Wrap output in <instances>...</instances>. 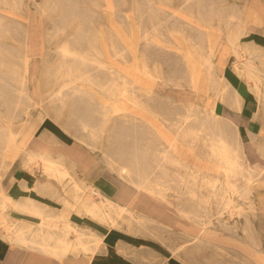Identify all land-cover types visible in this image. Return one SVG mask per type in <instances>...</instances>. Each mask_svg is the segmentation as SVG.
I'll use <instances>...</instances> for the list:
<instances>
[{
  "label": "rangeland",
  "instance_id": "1",
  "mask_svg": "<svg viewBox=\"0 0 264 264\" xmlns=\"http://www.w3.org/2000/svg\"><path fill=\"white\" fill-rule=\"evenodd\" d=\"M200 3H203L200 10L202 15L213 12L228 16L235 11V7L239 8L243 14V28L248 33L246 36L256 29H264V0H0V163L2 160L9 162L13 154L1 151L6 124H11L10 130L17 132V141H21L25 135L28 137L32 131L25 149L40 146L41 135L50 131L42 129L52 128L63 137L64 142L49 140L46 143L51 148L48 152L53 156L63 154L66 160L71 161L73 171L77 173L75 178L84 179L94 186H109L114 194L112 199L118 204L125 207L132 202L134 211L155 218V222L144 225L123 222L120 230L157 241L188 264H262L264 132L253 141L241 145L242 163L250 170L251 179L247 183L246 174L237 172L232 183L238 188L250 184L251 193L244 198L239 188L233 194H228L234 206L228 211L221 191L217 192L223 186L211 189L189 177L191 174L198 175L197 180H200L208 174H215L222 180L221 172L211 170L216 163L208 155L209 148L204 142L209 138L206 134L196 141L190 138L178 141V151L174 154L187 168L175 171L172 167H166L158 173L155 181L165 190L163 197L144 192L137 194L130 184L103 162L101 149L106 146L107 136L113 128L112 122L103 124L98 149L92 151L85 144L89 142L87 135L70 113L71 102L61 108L60 103L49 96L67 79L60 75L61 67L71 63L61 58L60 49L63 46L94 59L98 57V48L105 49V59L110 63V36L115 35L113 41L119 49H125L126 56L123 61L113 60L114 64L121 68L132 67L141 83L138 88L143 93L142 100L150 96L151 107L163 108L159 118L174 117L177 110L184 114L183 109L188 107L198 114L191 117L192 120L202 117L209 110V105L220 99L209 88L204 74L198 88L194 89L188 78L175 85L177 79L185 74L186 61L182 60V55L185 53L190 59L189 67L204 69L209 44L201 41V38L208 33L214 55L212 62L224 69L225 63L233 57L228 34L234 30H225L222 24L218 30L216 19L212 22L211 30H205L204 23L197 16ZM152 25L158 26V30H153ZM241 53L240 58L233 57V67L248 55L246 51ZM80 69L102 85L109 80L108 70L104 67L97 69L86 64ZM218 73L216 69V82ZM18 74L21 75V85ZM21 88L25 89L23 94L19 92ZM257 96H261L260 91ZM261 98L264 106V95ZM69 99L70 96L66 100ZM163 103H166V107H163ZM155 116L152 120L158 123L156 125L173 138L175 127L170 122L157 121L159 119ZM99 122V115L94 113L93 123ZM24 155L25 150H22L9 166L8 163L6 167L0 166L2 187L6 185V173L13 165L21 164ZM34 170L41 175V180L47 179L41 170ZM178 173L183 179L177 176ZM68 187H64V192L61 186H56L63 197L70 198ZM93 198L96 200V197ZM177 206L190 216H196L195 220L182 217ZM195 236L200 241L194 242ZM71 238L74 239V235ZM238 241L247 244L242 246ZM252 241H257V246ZM249 246H254V249Z\"/></svg>",
  "mask_w": 264,
  "mask_h": 264
},
{
  "label": "bare ground",
  "instance_id": "2",
  "mask_svg": "<svg viewBox=\"0 0 264 264\" xmlns=\"http://www.w3.org/2000/svg\"><path fill=\"white\" fill-rule=\"evenodd\" d=\"M202 7L203 3H200L197 16L204 23L205 30H211L214 19L219 23L217 26L218 30L221 29V24L225 30H234L228 34L229 43L232 46L233 57L236 59L240 58L239 56L243 54L241 52L245 51L242 47V39L248 34L243 28L242 11L235 7V11L228 16H223L220 13L215 15L213 12L202 15L200 13ZM151 28L158 30V26L152 25ZM114 37L116 36H110V52L112 55L110 58L112 62L110 63H107L105 59V49L99 50L98 48L96 52L98 57L94 59L63 46L60 49L61 58L63 61L69 60L71 63L61 67L60 75L67 79H64L62 85L49 95L50 97L52 96L51 99L58 101L61 108L71 102L69 104L70 113L73 117H76L79 128L87 135L89 142H85V144L92 151L98 149V140H101L103 135V124L112 122L113 128L107 136L106 146L101 149L103 162L110 170H115L122 180L130 184L137 194L144 192L149 195L160 194L163 197L165 190H162L159 183L155 181L159 176L158 173L162 172L166 167H172L175 171L186 167L174 154L178 151V141L183 142L187 138L196 141L199 136L202 137V135L206 134L209 138L205 139L204 142L209 148L208 155L216 163L211 170L213 172H221L222 180L218 179L215 174H208L200 180H197L198 175L191 174L189 177L193 181H199L203 186H209L211 189L216 190L218 186H223L217 192L221 191V197L227 210H232L234 208L233 200L228 194H233L239 188L242 189L240 194L244 198L250 196L251 193L250 184L238 188L232 183L237 172L246 174L248 177L247 183L251 179L250 170L242 163V143L236 130L228 122L223 121L216 115L215 103L209 105V110H206L202 117H194L193 120L191 117L198 114L194 112L192 107L183 109L184 114L179 113L177 110L174 117L159 118L161 116L159 112L162 113L163 108L151 107L152 98L150 96L146 97L145 101L142 100L143 93L141 94L138 88L141 83L132 67L121 68L114 64V61L119 59L123 61L126 56L125 49H119L116 46L113 41ZM145 37L146 35H144V39ZM201 41H206L209 44L208 52L204 57L206 64L204 69H199L195 66L189 67L191 61L184 53L182 60L186 61L185 74L177 79L175 85H180V81L188 78L189 84L194 89L198 88L201 77L204 74L205 80L210 84L209 88L214 91L216 98L220 100L230 98L233 99L234 105H237V95L233 93L231 97L229 87L222 76L223 69L219 65L216 67L212 62L214 55L211 36L208 33L203 34ZM24 62H26V58ZM237 63L233 68L239 76L251 80L255 79V69L251 59L243 57ZM86 64L95 66L97 69H102L103 67L107 69L109 73L108 82L102 85L92 75L83 72L80 67ZM216 69L219 72L217 82L214 79ZM18 76H20L19 84L21 85V75L18 74ZM254 86L257 94L259 89L256 82ZM24 91L25 89L22 88L19 90L21 94ZM69 96L70 99L66 100ZM25 97L29 101V98ZM51 102L53 103V101ZM162 105L166 107V103ZM92 107L93 109L89 111ZM94 113L100 117L99 124L93 123ZM155 115L159 119L157 121L170 122L175 127L173 138L163 131L159 125H156L158 124L157 122L152 120ZM190 119L192 120L191 125L189 124ZM4 127L7 131L3 130L5 137L1 142L3 146L1 151L3 153L12 152L13 154H11L9 162L1 161V168L6 167L7 163L9 166L20 152L25 150L24 162L22 163L23 169L32 171L36 167L41 170V174L43 173L51 181V183H46L44 186L45 194L63 203L67 210L59 214L58 223L55 226L47 220L49 217L46 216L44 231L39 232L37 228H26L23 234L24 228L21 223L10 224L7 219V207L10 208L12 199L6 196L0 180V235L3 238H7L11 243L20 246L33 245L36 249L39 247L45 250L47 255L62 262L65 260L64 257L69 256L92 258L100 253L104 247V236L98 235L93 230L77 228L69 223L68 216L71 213L87 217L104 230L119 229L123 222L127 224L132 222L139 225L155 222L153 216L134 211L132 202L125 207L121 206L98 187L88 186L83 180L75 178L74 176H77V173L76 170L73 171L74 164L66 160L63 154L53 156V153L48 151L39 153L33 148L25 149L22 141L18 143L16 139L17 132L10 130L11 124H6ZM177 176L183 177L179 173ZM56 186H61L64 192L66 191L64 187L69 186L70 191L67 190L70 192V198L58 195ZM86 191H88L90 196L96 195L99 197V202L96 203L90 197H85ZM13 208L23 213L21 206L18 207L14 204ZM176 209L182 217L195 220L196 216H190L181 207L177 206ZM71 235H74L75 238H71ZM194 239V242L200 240L198 236H195ZM249 239H251V236ZM262 264L264 263L262 262Z\"/></svg>",
  "mask_w": 264,
  "mask_h": 264
},
{
  "label": "crops",
  "instance_id": "3",
  "mask_svg": "<svg viewBox=\"0 0 264 264\" xmlns=\"http://www.w3.org/2000/svg\"><path fill=\"white\" fill-rule=\"evenodd\" d=\"M242 40V47L248 52L245 58L251 59L255 69V81L239 76L234 71V60L231 57L224 65L222 76L229 87L231 97L233 93L237 95L238 103L234 105L233 99L230 98L217 101L215 113L236 130L241 143L244 144L253 141L261 132H264V106L261 98L264 95V29H256ZM255 82L261 92L260 97L256 94ZM47 129L50 131L41 135L40 146L28 147V149L33 148L39 153H44L51 149L46 144L49 140H55L61 144L64 142L63 137L59 136L56 130L43 128L42 131ZM31 133L32 131L29 132L28 137L25 135L27 138L22 137L21 141L25 148L28 146L27 140ZM23 162L24 158L21 164L13 165L14 167L5 175L6 185L2 189L6 196L12 199L10 208L7 207V219L10 224L21 223L24 228L23 234L26 228H37L41 232L44 231L46 216L49 217L47 220L55 226L58 223L59 214L67 208L63 203L45 194L44 186L51 181L47 177L46 180H41V175L34 170L36 167L32 171L23 169ZM81 180L88 186L98 187L111 198L114 195L109 186H94L84 179ZM57 191L58 195L62 196L58 188ZM84 195L96 203L100 200L96 195H88V191ZM93 197H96V200ZM14 204L21 206L23 213L14 210ZM68 221L77 228L93 230L98 235L104 236L102 251L92 258L69 256L59 262L39 247L36 249L33 245L20 246L0 235V264H188L176 258L167 248L152 239L120 229L104 230L87 217L75 213L69 214ZM238 242L242 246L247 244ZM252 243H256L255 246H257V241ZM249 247L254 249V246Z\"/></svg>",
  "mask_w": 264,
  "mask_h": 264
}]
</instances>
